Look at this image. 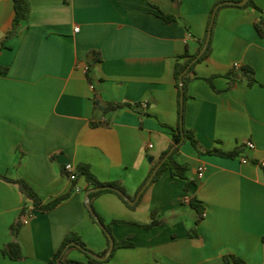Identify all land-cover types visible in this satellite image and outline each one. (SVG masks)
Listing matches in <instances>:
<instances>
[{
  "label": "crops",
  "instance_id": "crops-1",
  "mask_svg": "<svg viewBox=\"0 0 264 264\" xmlns=\"http://www.w3.org/2000/svg\"><path fill=\"white\" fill-rule=\"evenodd\" d=\"M240 1L28 0L27 18L4 39L14 10L12 0H0V174L25 180L43 204L72 187L67 162L87 165L98 181L135 199L179 122L175 65L199 51L214 12L210 53L187 75L184 124L202 149L241 151L199 154L186 141L174 156L187 167L185 178L166 171L135 208L111 192L89 194L104 224L122 221L111 224L113 238L133 243L101 264H264V20L261 33L255 28L264 0L229 3ZM243 67L253 71L252 86ZM109 103L131 107L106 109ZM75 185L79 192L43 212L0 179V264H49L68 233L96 254L106 249L84 202V177ZM152 220L160 224L143 227ZM11 241L23 259L2 253ZM67 258L87 261L75 249Z\"/></svg>",
  "mask_w": 264,
  "mask_h": 264
},
{
  "label": "trees",
  "instance_id": "trees-1",
  "mask_svg": "<svg viewBox=\"0 0 264 264\" xmlns=\"http://www.w3.org/2000/svg\"><path fill=\"white\" fill-rule=\"evenodd\" d=\"M12 1H13V10H14L12 26H11V29L9 30V32L7 33V35L4 37V39L12 36L15 33V31L17 30V28L19 27L20 22L22 20H25L29 14V2H28V0H12ZM252 3H253L252 0H247L244 7L251 5ZM161 18L165 22H169L171 20H174L173 19L174 17L170 14L161 13ZM263 20H264V18L261 17V20L255 24V28L259 33H261V25L260 24H262ZM209 24H210V21L207 24V31H208ZM213 27H214V22L211 26V37H210L209 43H208L205 51L198 56L201 48L204 45L206 37H204L203 39H201L199 41L200 48L196 54L191 55V56L185 55L186 60L183 63H179V64L175 65L174 78H175V85L177 88V105H178V113H179V122L177 123V125L175 127L171 128V133H170L171 143H170L169 147L167 148V150H165L163 152V154L160 156L158 163L161 161V159L167 154V152L173 146H175V147L172 150V152L167 156V158L161 163V165L157 169L156 173L154 174L150 184L155 182L156 180H158L163 175V173H165L166 171H168L172 176H175L178 178H185L186 172H187V167L183 164L178 163L174 159V156L177 154L180 146L183 143H185L186 141H189L191 143V145L193 146V148L199 154L218 155L221 157L235 158L236 156L239 155V153L241 151L240 149H235L231 152H223L219 149H209V150L202 149L201 146L199 145L197 139L195 138L193 131L186 128L185 124H184L185 103L187 100V84H188L187 75L193 70V67L196 63L202 61L203 59H205L209 55L210 49H211V38H212ZM2 70L5 71L6 68H4ZM242 72L245 75L247 85L252 86L254 83H256V79H255V77L253 75V71L250 67H243ZM181 74H182V86L180 87L179 77ZM234 74H235L234 72H228L225 76L228 78H234L235 77ZM206 81L211 84V79H206ZM181 92L183 93V111H182V114L180 112ZM124 107H131V105H129L128 103H109L107 105L106 109H117V108H124ZM92 125H94V124H92ZM156 165H157V163L155 165H153L152 170L156 167ZM76 172H77V178L81 177V176L84 177V179L87 183L88 189L96 188V187H102V186H111V187H114L116 189L121 190L124 193L123 188L117 183H114V182H112V183H101L100 181H98V179L94 176V174L91 172L90 168L87 165L83 164V165L77 166ZM0 179L3 181L14 183L15 185H17L18 189L21 191V193L24 195V197L29 202H31L33 207L35 209H38V210L43 211V212L54 208L57 204H59L60 202L65 200L70 195V193L74 191V185H75V183H73L72 187L70 188V190L66 194L59 196V197L53 199L52 201H50L46 204H43L41 199L37 195V193L34 191V189L25 180H23V179L12 180V179L5 177V175H1V174H0ZM144 184H145V182L139 187L138 191L143 187ZM188 185H187V188L189 187ZM145 189L143 190V192L145 191ZM104 192L114 193L129 208H135V206L139 202L141 196L143 195V192H142L135 205H130L119 193H117L115 190L109 189V188L99 189L95 192H92V193H90V197H93L95 195H98V194H101ZM190 205L195 210L199 219L202 218L203 208L199 205V203L195 199H191ZM22 213H23V211L21 212V215H22ZM151 216L154 217V212L151 213ZM97 217H98V215H97ZM98 219H99V222L104 226V229H102V232L105 236L106 244H107L106 249L101 254H96L93 251H91L78 235H76L74 233H68L65 235L59 249L53 255L49 264H101L103 262V260L95 257L93 254H95L97 256H103L106 254V252L109 248V244H110V241H109L106 234H109L114 241V247H113L110 255L108 256V258L106 260H108L113 255L114 251L117 248H121V247H127L128 248V247L133 246V243L129 239H123V240L117 241L113 238V236L111 234V224H120V223H122V221L113 220L111 222V224H104V222L102 221V219L100 217H98ZM93 221H94V218H93ZM158 224H160L159 221L152 220V222L150 224L143 225V227L144 228H151L152 226H155ZM19 225H20L19 222L11 225L10 230H11V233H13V235H16V232L19 228ZM73 249L78 250L79 252L83 253L86 256L87 261L82 262V261H78V260H74V259H68L67 254L69 253V251H71ZM2 253L11 260L17 261V260L23 259V253H22L21 246L15 241H11L8 244H6L5 247L2 249ZM146 264H158V263H146Z\"/></svg>",
  "mask_w": 264,
  "mask_h": 264
},
{
  "label": "water",
  "instance_id": "water-1",
  "mask_svg": "<svg viewBox=\"0 0 264 264\" xmlns=\"http://www.w3.org/2000/svg\"><path fill=\"white\" fill-rule=\"evenodd\" d=\"M247 0H241L240 2H229L231 4H235V5H238V6H242L244 4H246ZM213 18H214V12L212 13L211 15V19H210V24H209V27H208V31H207V36H206V39H205V43H204V46L202 47L200 54H202L205 50V48L207 47L208 43H209V39H210V34H211V26L213 24ZM179 84H180V87L182 86V74L180 75L179 77ZM182 111H183V93L181 92V96H180V112L182 114ZM175 146H173L168 152L167 154L161 159V161L156 165V167L153 169L151 175L149 176L148 180L146 181V183L143 185V187L138 191L136 197L134 200H131L130 198H128L121 190L119 189H116L114 187H111V186H102V187H96V188H92V189H89L85 192V195H84V202L90 212V214L92 215V217L94 218V220L97 222V224L101 227V229H104V226L99 222V219L95 213V211L93 210V208L91 207L90 205V198H89V194L92 193V192H95L99 189H105V188H109V189H113L115 190L117 193H119L130 205H133L137 199L139 198L140 194L142 193V191L144 190V188L146 187L147 184L150 183V181L152 180L154 174L156 173L157 169L159 168V166L161 165V163L167 158V156L172 152V150L174 149ZM109 241H110V244H109V248L106 252L105 255L103 256H97L95 254H93L95 257L97 258H100V259H106L108 257V255L111 253L113 247H114V241L112 239V237L109 235V234H106Z\"/></svg>",
  "mask_w": 264,
  "mask_h": 264
},
{
  "label": "built area",
  "instance_id": "built-area-1",
  "mask_svg": "<svg viewBox=\"0 0 264 264\" xmlns=\"http://www.w3.org/2000/svg\"><path fill=\"white\" fill-rule=\"evenodd\" d=\"M77 30L78 29L76 28L75 31H77ZM232 66L235 69H238L239 68V64L236 63V62L233 63ZM87 70H88V68L87 67H84V71H87ZM142 106L143 107H146L147 106V102L144 101L142 103ZM246 145L249 148H253L254 147L253 143H251V142H248ZM149 147H151V146H149ZM259 165L264 168V159L259 162ZM204 170H205V168L203 166H199L197 168V176L199 178H201L203 176ZM63 171H64L65 176L68 178V180L71 181L72 183H75V181L77 180L76 167L72 163L67 162L63 166ZM74 191L79 192L80 191V188L77 185H74ZM204 216H205V214L203 213L202 214V217H204ZM26 222H27V218L23 219V223H26Z\"/></svg>",
  "mask_w": 264,
  "mask_h": 264
},
{
  "label": "rangeland",
  "instance_id": "rangeland-1",
  "mask_svg": "<svg viewBox=\"0 0 264 264\" xmlns=\"http://www.w3.org/2000/svg\"><path fill=\"white\" fill-rule=\"evenodd\" d=\"M76 251H78V250H76Z\"/></svg>",
  "mask_w": 264,
  "mask_h": 264
}]
</instances>
